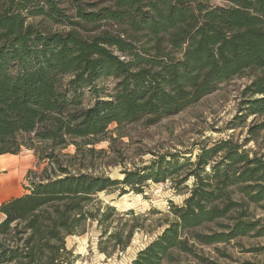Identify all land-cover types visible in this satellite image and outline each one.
Instances as JSON below:
<instances>
[{
    "label": "trees",
    "instance_id": "obj_1",
    "mask_svg": "<svg viewBox=\"0 0 264 264\" xmlns=\"http://www.w3.org/2000/svg\"><path fill=\"white\" fill-rule=\"evenodd\" d=\"M64 1L71 0H0V156L33 149L32 135L65 146L104 136L112 124L151 125L224 82L264 73V0H227L225 7L209 0H107L100 8L72 0L75 17ZM32 18L70 29L50 33ZM106 80L115 82L114 94L102 97ZM245 94L252 96L246 115H264V74ZM263 127L251 130L254 138ZM195 166V185L175 208L176 220L134 264H181L176 255H192L196 245L264 237L261 222L247 218L248 204L264 209V159L227 140L203 148ZM58 167L59 175L0 206V264H65L59 259L66 237L93 217L82 203L118 184ZM149 177L129 172L123 184L134 189ZM204 227L207 233L198 232Z\"/></svg>",
    "mask_w": 264,
    "mask_h": 264
},
{
    "label": "rangeland",
    "instance_id": "obj_2",
    "mask_svg": "<svg viewBox=\"0 0 264 264\" xmlns=\"http://www.w3.org/2000/svg\"><path fill=\"white\" fill-rule=\"evenodd\" d=\"M71 1H64L61 7L75 17L76 2L73 5ZM79 3L85 6L96 3V8H100L107 0H80ZM209 3L218 7L229 4L227 0H209ZM29 22L50 33L70 29L40 18H32ZM82 34L86 33L82 31ZM263 74V71H250L224 82L200 102L151 125L146 121L122 126L112 124L104 136L75 142L68 140L65 146L38 142L32 135L33 141L29 144L33 149L23 147L16 155L0 156L3 163L10 160L7 167L0 165V179L5 180L4 174L19 175L14 182L16 191L12 190L15 194L11 195L19 197L31 193L48 177L59 175L58 165L72 175L87 174L118 181L117 185L82 203L83 212L93 217L82 223L78 233L66 237V253L61 251L59 261L65 264H134L139 253L176 220L175 208L183 207L190 197L195 185L191 174L198 171L195 163L203 148L232 140L251 158L256 154L264 159V115H246L248 105L244 104L252 99L250 94H245L247 87ZM114 86L113 80L101 82L99 88L104 91L101 96L114 94ZM259 97L256 95L253 99ZM86 98L92 99L88 93ZM257 126L263 128L256 130L254 138L251 130ZM48 154H53L54 159L48 158ZM221 155L214 160H219ZM145 168L149 170L143 172ZM129 172L150 174V179L132 189L123 184ZM137 195L143 202L136 198ZM128 204H132L131 208ZM248 213V219L258 220L264 226L261 205L248 204ZM208 231V227H204L198 232ZM261 247H264V237H244L227 244L196 245L192 255L176 256L181 264H264V251L254 252Z\"/></svg>",
    "mask_w": 264,
    "mask_h": 264
},
{
    "label": "crops",
    "instance_id": "obj_3",
    "mask_svg": "<svg viewBox=\"0 0 264 264\" xmlns=\"http://www.w3.org/2000/svg\"><path fill=\"white\" fill-rule=\"evenodd\" d=\"M5 163H3L2 160H0V165L3 164L2 166H6L10 162V160H5ZM1 167V166H0ZM5 180L0 179V206L8 201H10L13 198L19 197V195H14L11 196L12 194H15L12 190L15 189L16 187L14 186V182L18 180V176H10L11 174H4ZM10 176V177H9ZM16 191V189H15ZM9 196V197H8ZM4 217L2 214H0V223L3 221Z\"/></svg>",
    "mask_w": 264,
    "mask_h": 264
},
{
    "label": "bare ground",
    "instance_id": "obj_4",
    "mask_svg": "<svg viewBox=\"0 0 264 264\" xmlns=\"http://www.w3.org/2000/svg\"><path fill=\"white\" fill-rule=\"evenodd\" d=\"M1 165H3V164H1ZM136 198H137L138 200H140V201L143 202V200H141V196L137 195ZM127 203H128V202H127ZM144 204H147V203L145 202ZM131 206H132V204H128V207H129V208H131Z\"/></svg>",
    "mask_w": 264,
    "mask_h": 264
}]
</instances>
